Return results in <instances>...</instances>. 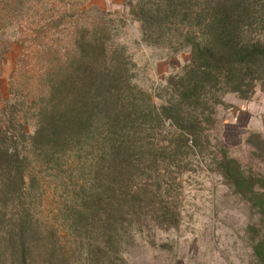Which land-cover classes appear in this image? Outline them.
<instances>
[{
  "label": "rangeland",
  "instance_id": "374dc122",
  "mask_svg": "<svg viewBox=\"0 0 264 264\" xmlns=\"http://www.w3.org/2000/svg\"><path fill=\"white\" fill-rule=\"evenodd\" d=\"M247 1V36L264 39V0ZM203 3L20 0L11 9L0 0V102L13 97L23 39L47 28L43 45L64 53L72 23L108 31L109 59L134 100L106 156L98 134L81 130L70 142H25L23 183L1 169L0 264H264V82L245 93L219 84L205 108L176 105V83L208 34ZM74 11L83 19L50 22ZM173 111L198 119L194 137Z\"/></svg>",
  "mask_w": 264,
  "mask_h": 264
},
{
  "label": "trees",
  "instance_id": "16d2710c",
  "mask_svg": "<svg viewBox=\"0 0 264 264\" xmlns=\"http://www.w3.org/2000/svg\"><path fill=\"white\" fill-rule=\"evenodd\" d=\"M18 1L5 0L6 8L14 9ZM203 4L208 11L204 21L208 34L195 43L191 62L176 83L180 110L183 105L192 110L205 108L209 90L219 84L245 93L255 82H264V39L247 36L248 26L255 21L249 1L204 0ZM179 5L176 1L170 8L176 13ZM68 16L74 22L83 19L75 12L50 22L58 26ZM73 25L74 30L65 28L71 43L63 48L64 53L56 45H43L47 28L37 31L31 44L23 39L9 80L13 97L5 104L0 102V172L14 167L18 184L25 182V166L30 162L25 142L31 147L46 138L65 143L82 130L89 138L98 134L97 147L106 156L111 151L110 134L117 133L122 120L133 114L126 102L130 105L134 100L121 86L118 65L115 70L116 64L109 59L108 31ZM97 113L103 116H93ZM173 115L176 122H186L182 132L187 139L201 127L195 117L188 120L174 111Z\"/></svg>",
  "mask_w": 264,
  "mask_h": 264
}]
</instances>
